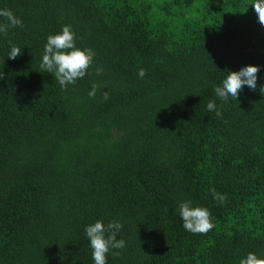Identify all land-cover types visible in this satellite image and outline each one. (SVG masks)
Wrapping results in <instances>:
<instances>
[{"label":"trees","instance_id":"trees-1","mask_svg":"<svg viewBox=\"0 0 264 264\" xmlns=\"http://www.w3.org/2000/svg\"><path fill=\"white\" fill-rule=\"evenodd\" d=\"M182 3L0 0L23 23L0 33V264H95L84 230L98 220L119 222L126 242L106 264L264 258V26L254 0H223L179 26ZM65 25L94 55L62 89L40 64ZM250 65L256 90L221 100L228 72ZM185 201L208 209L212 230L183 228Z\"/></svg>","mask_w":264,"mask_h":264},{"label":"clouds","instance_id":"clouds-1","mask_svg":"<svg viewBox=\"0 0 264 264\" xmlns=\"http://www.w3.org/2000/svg\"><path fill=\"white\" fill-rule=\"evenodd\" d=\"M258 17V22L264 26V0H254L252 4ZM0 16L4 17L7 23L0 24V33L7 34L10 27L23 26L22 20L17 18L11 10H0ZM21 54V49L15 45H11L8 54L9 59H16ZM93 52L91 49L81 50L75 46L74 33L70 25H65L59 34L49 35L47 43L44 45V54L40 64V72L51 73L55 80L59 82L62 89H66L69 84H75L78 78L82 79L86 74L93 60ZM260 71L258 66H246L238 72H228L229 75L223 80L222 86L214 89L216 95L223 101H227L229 97L237 100L242 88L247 85L251 90L257 88V73ZM4 75V74H3ZM0 75V79L3 78ZM137 75L144 78L146 70L140 68ZM98 86L93 84L88 95L95 98ZM264 93V86L260 88ZM103 98L107 100L109 94L103 93ZM209 112L215 111L217 117L222 116V112L217 109L214 101L207 104ZM214 200L224 203L226 195L218 193L214 188L211 189ZM191 201L181 202L178 206L179 217L185 230L193 234H206L214 227L210 219V212L207 208L192 207ZM122 225L119 222L112 221L105 225L102 221H96L85 228V234L90 241L92 249V259L95 264H106V254L110 249H123L126 242L123 239L117 240L116 235L120 231ZM107 233V236H106ZM113 257H119L120 252L114 251ZM240 264H264V258H258L254 253H248L247 257L240 260Z\"/></svg>","mask_w":264,"mask_h":264},{"label":"rangeland","instance_id":"rangeland-1","mask_svg":"<svg viewBox=\"0 0 264 264\" xmlns=\"http://www.w3.org/2000/svg\"><path fill=\"white\" fill-rule=\"evenodd\" d=\"M156 3H161L163 0H155ZM183 3L179 6H176L178 12V19L174 22L177 25H181L185 20L201 16L204 8L212 9L211 11L215 12L222 4L223 0H192L190 4H185L184 0H181Z\"/></svg>","mask_w":264,"mask_h":264}]
</instances>
